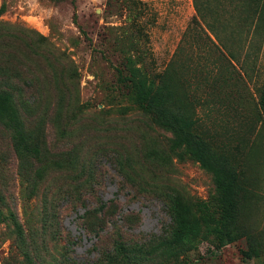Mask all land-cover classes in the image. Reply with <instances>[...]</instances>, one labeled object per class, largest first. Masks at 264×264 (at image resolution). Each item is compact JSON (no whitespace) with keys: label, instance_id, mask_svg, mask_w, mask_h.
Returning <instances> with one entry per match:
<instances>
[{"label":"rangeland","instance_id":"rangeland-1","mask_svg":"<svg viewBox=\"0 0 264 264\" xmlns=\"http://www.w3.org/2000/svg\"><path fill=\"white\" fill-rule=\"evenodd\" d=\"M201 1L205 20L194 0H0V89L41 133L37 157L22 159L13 102L0 107V264H65L71 234L81 259L120 239L151 247L175 194L221 217L215 173L145 107L151 95L167 101V66L184 79L178 95L198 98L186 107L197 131L243 165L246 220L264 228V23L243 24L227 0ZM218 241L156 264H264L242 254L245 238Z\"/></svg>","mask_w":264,"mask_h":264},{"label":"trees","instance_id":"trees-1","mask_svg":"<svg viewBox=\"0 0 264 264\" xmlns=\"http://www.w3.org/2000/svg\"><path fill=\"white\" fill-rule=\"evenodd\" d=\"M194 2L198 16L202 20L208 18L207 13L202 10L205 4L201 0H194ZM220 3L226 9L227 4L225 5L223 1L219 0ZM226 3L231 5L232 12L238 15L243 24L252 23V21L257 25L264 23V0H227ZM208 25L212 34L220 39L218 33L215 32L214 25L210 21H208ZM209 38L213 42L215 41L210 35ZM228 56L230 59H234L233 54ZM158 74L163 84L160 91L164 92L167 101H163V105L159 107L157 103L160 101L159 97L151 95L145 107L160 123L177 133L178 142L184 143L190 154L196 157L203 166L215 173L225 203L223 213L218 219L205 212L197 214L188 202L175 194L165 202L171 222L167 224L165 234L155 238L153 246L149 247L144 243L120 239L115 240L112 247L96 249L97 255L92 259L86 257L81 259L77 256L74 246L78 240L71 234L68 237V250L64 257L65 264H156L157 259L164 255L175 254L180 250H192L196 247L194 244L198 239H205L210 236L219 240L218 248L245 238L247 249L242 250V254L246 258L255 259L264 255V228L254 227L246 220L245 209L250 208L247 201L252 197V194L247 200L243 165L239 162L233 164L226 161L224 156L214 150L211 141H208L202 133L197 131V125L201 122L200 117L196 110L191 114L186 112V107L189 103L194 109L198 98L190 97L188 94L178 95L177 87L180 84L184 85V79L175 80L168 66ZM16 93L22 94L19 91ZM8 101L13 102L12 108H9L11 113L9 125L19 156L24 160L26 157H37L41 150L39 141L41 133L27 125L25 119L27 121L28 119L32 120L28 115H25L26 111L22 115L18 108L19 100L15 104L14 95L5 89H0V107L2 106L6 110ZM32 101V97L24 98L23 102L27 103L24 107L28 108ZM261 104L264 109V95ZM27 259L35 264L29 255ZM187 264L196 263L189 261Z\"/></svg>","mask_w":264,"mask_h":264}]
</instances>
